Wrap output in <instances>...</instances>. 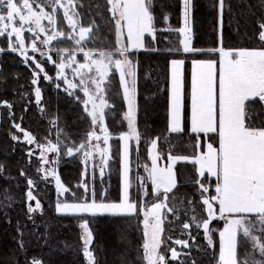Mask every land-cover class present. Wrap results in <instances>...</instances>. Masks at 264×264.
Listing matches in <instances>:
<instances>
[{
  "label": "snow or ice",
  "instance_id": "obj_1",
  "mask_svg": "<svg viewBox=\"0 0 264 264\" xmlns=\"http://www.w3.org/2000/svg\"><path fill=\"white\" fill-rule=\"evenodd\" d=\"M43 2V0H41ZM36 0H0V37H15L14 42L8 44V49L12 53H19L24 62L29 60L35 62L33 70L32 84L38 83L39 75L44 72L45 80H52L44 71L42 63L35 60V56L28 55L25 46L23 33L28 31L34 33L31 43L33 53L41 51L37 45L40 33H46V38L41 41L43 45H50L52 41L59 37H67L74 40L77 46L74 49H57V54L61 59L56 63L58 69L57 77L62 80L67 87L64 89L69 95H75L74 89L79 88L86 99L82 101L84 112L91 118L92 126L99 125L100 132L103 134V144L108 145L111 138L108 127L105 124L106 109H110L107 93L112 89V77L118 73L119 84L122 88L123 99L127 102V111L124 119L128 122V132L121 133L119 139L123 141L122 152V190L118 202H106L102 198L99 202L96 199L94 186L87 182L82 186L85 189V197L81 202L67 203L58 201L56 211L64 214H88L90 216L111 215L130 217L144 211V236L143 259L147 264H168V258L161 253L160 248L164 243L161 239L164 229L166 216L163 209L173 213L177 219L179 216L176 209L169 207V194L173 193L178 187L175 165L180 161L191 162L198 165L199 176L203 177L205 172L217 177L215 195L204 196L208 188L202 183L199 184L202 196V204L206 206L207 217L197 220L192 217V223L197 228H203L207 237L208 245L213 246L212 230L210 223L215 219L225 221L224 228L219 231V253L217 264H264V125L253 126L254 116H259L255 108V103L264 105V22H259L260 29L258 41L261 43L259 48H239L226 49L223 47V37L219 38V46L210 49L195 48L192 46V27L191 19L195 7L194 0H182L183 7V27L177 31L182 34L180 40L182 51L188 53H209L218 54L217 59L193 60L191 76V133L205 135L215 133L218 135V147L213 143H207V151L194 154L189 157L186 155H173L171 151L167 155V165L160 167L158 161L162 159L159 152L153 154V150L158 147L157 139L150 141L151 166L145 165L146 177L136 175L135 179L139 183L136 192V199H133L132 181L130 180V161H129V141L141 140V134L135 124V96H136V72L134 64L129 59L132 50L144 47V37L146 34L155 39L157 29L153 9L156 6L155 0H106L107 11L110 13V20L114 23L115 47L107 50L93 52L91 49L85 51V41H87L98 28V25L85 27L78 17L80 12L77 8L81 5L79 0H50L44 7L34 9ZM219 23L222 32L223 12L225 0H218ZM45 7L50 8L46 11ZM62 10V17L58 23L57 13ZM48 21V26L42 24L43 20ZM168 19L167 16L164 17ZM67 21L70 31L61 30L60 25ZM19 25V26H18ZM25 25H28L25 28ZM49 28L52 29L49 33ZM172 31V29H167ZM126 36V42H125ZM156 50V49H154ZM6 49L0 48V53ZM169 52H179L181 49H168ZM83 52L85 62L79 63L76 53ZM66 54V55H65ZM41 55H45L41 52ZM48 60L52 57L48 56ZM171 108L168 130L171 133L184 132L182 124L183 111V72L182 67L185 63L182 59L171 60ZM73 64L77 66L73 68ZM71 68L72 75L79 77L78 83H73L65 74V69ZM60 87L59 84L56 85ZM36 103L41 100V90L35 88ZM79 100V97H76ZM258 98V99H257ZM90 105V108H89ZM0 106L11 108L8 102H3ZM55 123V121H53ZM21 132L19 124L14 125ZM28 144L35 142V137L30 133H24ZM17 140L18 137L13 136ZM99 142L101 136L96 131L86 133V139L77 147L74 143L66 147L64 155L72 157L82 153L87 164L90 158L96 154L100 156L99 165H93V180L95 179V168L99 167V174L102 178L105 169L111 159L110 146L101 147ZM199 143L197 148L201 147ZM41 149L40 161L48 163L45 153L51 152L60 154L59 143L49 141L46 145H39ZM173 148L175 146H172ZM34 153L29 151L31 157ZM58 163V160L56 161ZM45 171L48 176H54L59 192L66 193L68 188L61 183L56 171L38 168L37 172ZM3 166H0V173ZM87 174V169H86ZM21 175H24L23 171ZM147 181L151 182V189L148 188ZM199 183V181H198ZM27 184L35 186V182L27 178ZM27 192L28 200L35 201V207L29 205L28 211L35 212L41 209V203L33 195L31 190ZM106 196V193H105ZM147 196L155 197L158 202L148 207L143 203V198ZM162 197V199H161ZM174 198V197H173ZM216 205H218V215ZM192 224L183 223L182 229H190ZM81 227L85 230L83 237V255L87 258L88 264H95L92 251L89 245L92 242V233L88 222L84 221ZM191 236V233H188ZM195 240V237H191ZM171 240L172 237H167ZM176 245L188 248L189 240L176 239ZM250 243L251 252L248 258L240 261L238 258V247ZM173 261H178L181 255L187 253L178 252L176 248L170 249ZM259 256V259H257ZM32 264H40L33 260ZM180 264H186L180 261Z\"/></svg>",
  "mask_w": 264,
  "mask_h": 264
},
{
  "label": "trees",
  "instance_id": "obj_2",
  "mask_svg": "<svg viewBox=\"0 0 264 264\" xmlns=\"http://www.w3.org/2000/svg\"><path fill=\"white\" fill-rule=\"evenodd\" d=\"M180 1L175 0V12L178 14L181 10ZM161 2L165 4L172 1L163 2L161 0ZM79 4L81 6L77 8V11L80 12L79 19L83 25L90 26V21L98 25L88 41L90 46L88 49L107 50L115 47L114 23L110 20L106 0H79ZM194 4L191 19L193 47L216 48L219 46L221 35L223 47L226 49L255 48L259 44L256 37L260 30L258 23L264 22V0H225L222 32L219 23L218 0H194ZM153 11L156 12V9ZM1 40L2 37H0ZM177 48L181 49L179 46L175 49ZM4 49L6 51L2 52L0 57V101L9 102L12 107L8 111L0 107V166H3V172L0 173V264H32L33 260L39 261L40 264H85L81 252L77 215L58 213L52 207L53 190L46 189L47 186H43V183L39 181L36 160L28 157L25 151L26 145L13 140L12 135L16 133L14 125L19 124L20 128L35 137L37 143H42L45 138L59 143L57 175L70 192H80L81 186L78 187V185L83 182L88 183L86 171L79 159L75 158L76 156L69 157L64 155V152L65 145L70 147L73 143H80L79 140L82 139L81 136L86 135L89 125H87L79 102L74 101L66 93L55 90L52 81L46 83L47 81L41 80L39 83L43 104L42 113L37 107L22 104L20 99H17V95L21 92V86L25 89L24 85H29L30 76L24 66L19 65L17 58L10 50L6 47ZM180 53L184 54L183 51ZM130 54H135L132 58L139 62L136 67L139 74L143 72L144 75L148 69L153 68V65L165 67L162 89L152 103L161 107L163 105L161 100L164 99L167 106L166 82L170 58L166 55L168 52L156 48L155 52L154 49L138 50ZM194 55H200V53H194ZM142 58L147 61L142 62ZM26 89L29 90L28 87ZM150 90L155 91L153 87ZM255 105L262 106L260 103H255ZM184 110H186L185 102L183 113ZM260 112L264 118V109ZM161 123L160 119H157V112L153 109V115L150 114L149 121L145 123L147 135L154 136L160 134L161 131H166L167 127ZM183 128L184 132L176 133L179 137L186 136L189 132L185 113L183 114ZM108 129L110 133L113 131L111 128ZM58 132L60 135H57ZM110 141L115 144V147L119 142L116 138ZM136 149L138 150L137 147ZM111 157V163L116 169L118 165L117 147L112 150ZM22 171L24 175H21ZM27 178L35 182L33 192L41 203L40 211L29 213L27 210L25 199ZM201 180L208 185L209 189L214 185L213 178L207 177L206 174L201 177ZM110 182V190L105 191L106 194L110 191L113 193L117 179L113 177ZM94 187L98 194L100 191L98 185ZM179 187L174 190L175 193ZM115 192L117 193V190ZM195 205L189 209V214L203 215L199 206ZM87 217L93 235L95 264H144L141 253V227L136 219L120 218L125 219L123 223L126 226L122 228L118 224L122 222L115 221L109 216ZM130 219L132 221H129ZM168 220L173 221V217ZM219 222V219L214 220L217 227ZM172 223L174 225L178 223L176 216L175 222ZM167 226L170 228L171 224L168 223ZM168 231L163 236L164 243L160 251L168 258V264H175V261L170 259V249L174 248V243L167 239ZM215 233L213 227V246H209L206 240L197 234L195 246L200 252L191 248L190 252L195 262L187 260L184 262L186 264H215L218 247V238ZM245 247L248 251V246L245 245ZM238 251L241 252V247H238ZM241 259L239 258L240 261H244Z\"/></svg>",
  "mask_w": 264,
  "mask_h": 264
},
{
  "label": "rangeland",
  "instance_id": "obj_3",
  "mask_svg": "<svg viewBox=\"0 0 264 264\" xmlns=\"http://www.w3.org/2000/svg\"><path fill=\"white\" fill-rule=\"evenodd\" d=\"M163 2H169L172 1L171 3H162L161 0H156V6L154 9H156V12H154V17H155V26L157 29H164V31H157L155 33V39H153L152 36L146 34L144 37V47L140 49H135L132 50L138 51V50H153L156 48H161L163 51L168 52L169 61H168V72H167V82H166V100H167V106L164 102V99L161 100V103L163 104L161 107L158 106V104L153 105V100H156V98L159 96L158 92L161 91L162 87V81L163 79V70L166 72L165 67L163 66H154L153 68L148 69L143 75V72L139 74L137 73L136 67L139 65V62H137L136 59H133L132 57L135 54H130L129 59L133 62L134 64V71L136 72V96H135V107H136V112H135V124L137 127V130L141 134V140L139 141V147L138 143L135 140H130L129 141V161H130V180L132 181V188L130 191L132 192L133 199H136V192L139 188V183L136 181L135 177L136 175H140L142 177L147 176V172L145 170V165H148L149 167L151 166V156L149 155V152L151 150L150 146V141L152 139H157L158 142V147L156 150H153V154L155 152H159L162 155V159L158 161V165L160 167H165L168 163L167 161V155L171 151V154L173 155H186V156H193L194 154H199L200 152H206L207 151V143H213L215 147H218V135L215 133H209L207 135L200 133V134H195L191 133L190 127H191V122H190V127H189V114H190V104H191V76H192V61L193 60H209V59H217L218 60V54H206L204 55L203 53H200V55H194V53H188V54H182L179 52H169L168 49H175L177 46H179L182 49V45L180 44V40L183 39L182 34H180L177 30L183 27V7H182V0L181 2V10L180 13L175 12V0H162ZM31 2V0H30ZM66 3V0H64ZM50 0H36V3L33 5L34 9L37 7H44L45 5L49 4ZM46 11H50V8L45 7ZM237 12V10H235ZM167 16L168 19L165 20L164 17ZM58 17V23L60 18L62 17V10H59L57 13ZM79 19V17H78ZM42 24L45 25L46 27L48 26V21L45 19L42 21ZM92 25V22L90 21L89 23ZM19 26V25H18ZM28 25H25V28H27ZM61 30H64L65 32L70 31L67 27V21L64 20L63 23L60 25ZM88 27V26H85ZM191 27H192V21H191ZM167 29H172V31H168ZM52 31L51 28H49V33L50 34ZM260 31V30H259ZM254 33V30H253ZM259 33V32H258ZM23 37L25 39V46L28 49V55L29 56H35L36 61H40L42 63V66L44 68V71L47 73L48 76L52 77V84L55 86V90L62 91L66 93L68 96H70L74 101L79 102V105L83 111V114L85 116L87 125H89V131L95 130L97 135L101 136V140L99 142L93 140L92 143H100L101 147H106L110 146L111 152L110 156L112 153V150L116 149L117 147V161L118 165L115 168V166L111 163L112 157L109 161L108 167L105 169V174L101 178L99 174V167L95 168V179L93 180L92 172H93V165H99L100 163V156L98 154L95 155L94 158H90L87 164L84 161V157L82 153L76 154L75 158L79 159L81 164L83 165L85 171L87 169V177H88V184L90 186L98 185L100 191L97 194L96 193V199L99 202L102 198L106 200V202H118L121 196V190H122V152H123V141L119 139V136L121 133L128 132V122L126 119H124V114L127 111V102L123 99L122 95V88L120 87L119 84V76L118 73H116L112 77V89L107 93L106 98L108 99L110 105L112 107L110 109H106V118H105V124L108 128L113 129V131L110 133L111 138H116L119 140L117 146L115 147V144H113L110 140L108 141V145L103 144V134L100 132V126H92L90 123L91 118L87 116V114L84 112V105L82 104V101L86 99L84 96L83 92L77 88L72 91L75 92V95H69L67 92L64 91V89L67 87V85L60 80L57 77V72L58 69L56 67V63L59 62L61 59V56L57 54V49H74L77 46L75 45L74 40H71L67 37H59L57 40L52 41L50 45H43L41 41L46 38V33H40V39L37 40V45L41 49V51H38L36 53H33L31 50V43L32 39L34 37V33H30L28 31H25L23 34ZM252 35V34H251ZM91 38V37H90ZM90 38L85 41V51L89 50V40ZM253 38V36L251 37ZM257 40H258V34H257ZM116 39V38H115ZM15 37L8 38L7 36L2 37V40L0 41V48H8V44L10 42H14ZM4 42V43H3ZM125 42H126V36H125ZM259 42V41H258ZM261 47V43L257 44V47ZM240 48H245V47H240ZM239 49V48H235ZM252 49V48H249ZM93 52L99 51V49H91ZM11 52V51H10ZM41 52H44L45 55H41ZM155 52V50H154ZM12 53V52H11ZM0 53V57H1ZM15 58H17L19 65L24 66L25 70L27 73H29V82L24 85L25 89L21 86V92L18 93V98L20 99L22 104H25V106H33L37 107V109L40 110L42 113L43 110V104L42 100H40V103H36V98H35V88L39 87L40 88V81L45 80L44 79V72H41L39 75V80L38 83L33 85L32 84V79L34 78L33 76V70L35 69V62L33 60H29L27 63L24 62L23 57L19 55V53H12ZM66 55V54H65ZM183 55V56H182ZM51 56L52 59L48 60L47 57ZM76 59L79 63L85 62L84 60V55L83 52H77L76 53ZM172 59H182L185 60L187 63H184L182 67V72H183V107H184V102H185V108L184 113L187 115V120H188V135L186 136H178L176 133H171L168 130V125H169V119H170V108H171V73H172V66H171V60ZM142 62H146L147 60L141 59ZM77 65L73 64V68H75ZM139 70V69H138ZM52 74V75H51ZM65 74L68 77L69 80H72L73 83H78L79 82V77H74L72 75V69L71 68H66L65 69ZM146 77V78H144ZM153 77V79L151 78ZM46 83L50 82L49 80ZM59 84L60 87L57 88L56 85ZM28 87L29 90L26 89ZM151 87L155 90L152 92ZM185 88V90H184ZM76 97H79L80 99L77 100ZM258 99V98H257ZM5 101H0V104H2ZM9 103V102H8ZM256 112L259 113L260 110L264 109V105L259 107L258 105L253 104L252 105ZM6 108V110H10L11 108H8L6 106H0ZM90 108V105H89ZM153 109L157 112V119H160L163 124V126L167 127L166 131H161L160 134L158 135H147V131L145 130V125L146 122L149 121L150 114L153 115ZM258 109V111H257ZM183 111H182V124H183ZM186 119V118H185ZM264 125V118L262 113L260 112L259 116H254V121H253V126L259 127ZM15 134L12 135L18 137L17 140L18 142H21L26 145L25 151L28 155L29 151H32L34 154L31 156L33 157L36 162H37V168H43L47 170H55L57 174V166H56V161L59 159L57 154L55 153H45V157L48 160L47 164H44L43 162L40 161V156H41V149L39 145L43 144L46 145L49 141L52 143H55L53 140L49 138L43 139L42 143H37L36 141L32 144H28L27 141L25 140L24 133L27 131L21 132L20 129H17L15 127ZM87 132V133H88ZM110 132V131H109ZM57 135H60L58 132ZM175 135V137H174ZM82 139L79 140L80 143L84 142L86 139V135L81 136ZM14 140V139H13ZM75 144L77 147L80 145ZM202 145L201 147L197 148V144ZM172 146H175L174 148ZM135 147V148H134ZM138 148V150L136 149ZM66 151V150H65ZM137 154V155H136ZM138 156V157H136ZM28 157H30L28 155ZM137 158V159H136ZM175 173H176V179H177V184L180 186L176 193L175 191L171 194H169V200H168V205L169 207H173L176 209V213L179 216L178 223L174 225L172 222H175V216L173 213L167 212V209H163V213L166 216V219L164 221V229L165 231L161 235V239H163V236H165V233L167 230L169 236L172 237L170 241L174 243L176 239H187L189 240V247L188 248H183L182 246L176 245L175 243L174 248L177 249L178 252L182 253H187V255H181L178 261H175V264H180V261H190V262H195V259L192 258V252H190L191 248H194V250L198 251L199 249L195 246V240H193L191 237H196L197 234L203 237L204 240L207 241V237L204 234L203 228H197L195 223H192V217L195 215L189 214V209L193 205H198L200 208V211L203 212V215H197L195 216L197 220H202L207 217V212H206V206L202 204V196H201V189L199 187V184H203L205 187L208 188V192L204 193V196H212L215 195V186L217 183V177L211 176L207 172L205 174L207 177L213 178L214 185L212 186L211 189H209L207 184H204L203 181L201 180V176H199L198 173V165H193L191 162H185V161H180L175 165ZM115 172V173H114ZM39 176V181L43 183V186H47L46 189L48 190H53L52 191V199H51V205L56 209V204L58 201L60 202H67V203H74V202H81V200L85 197V189L81 186L80 187V192H66V193H61L58 191L57 186H56V179L54 176H48L47 179H43L44 176L47 175V172L41 171L37 172ZM116 178L117 179V184L114 185L115 188L113 190V193H108L105 194V191L110 190L111 186V178ZM199 181V183H198ZM84 182L81 184L83 185ZM148 188L151 189V182L147 181ZM31 186H27V189L25 191V199H26V207L28 210L29 205L32 207H35V201L34 200H28L27 198V192L30 190ZM35 187V186H34ZM34 187H31L32 192L34 191ZM117 190V193L115 192ZM33 195L35 196L34 192ZM116 196V197H113ZM36 197V196H35ZM174 197V198H173ZM36 199H38L36 197ZM117 199V200H116ZM162 199V197H161ZM158 202V200L153 197V196H147L143 198V203H145L148 207L151 206V204ZM195 205V206H196ZM217 209V215H218V205L215 206ZM37 211H40L37 210ZM29 212V211H28ZM31 213V212H29ZM77 215L78 221H77V226L79 228V235H80V241H81V252L83 256V260L85 264H88L87 258L83 255V249H84V241L83 237L85 235V230L81 227V224L84 223V221L88 222V217L90 216L88 214H74ZM101 216H109L110 218L115 219V221L122 222L118 223L120 224L122 228H125L126 225H124L125 219H120L124 218L121 216H111V215H101ZM170 217H173V221L168 220ZM129 218L136 219V221L139 223L141 227V234H142V246L145 242V236H144V224H143V218H144V211L139 210L137 214L130 216ZM131 219L129 221H132ZM220 222L217 224L218 227L215 225L214 220L211 221L210 224H213L212 226L214 227L215 234L217 235L218 238V247H217V252L215 255V264H217L218 261V253H219V231L224 228L225 221L222 219H219ZM192 223L193 226H191L190 229L188 230H183L182 225L183 223ZM170 223L171 226L170 228L167 226V224ZM89 226V223H88ZM210 225V229L213 230V227ZM198 230H197V229ZM90 229V226H89ZM91 231V229H90ZM191 233V236H189L188 233ZM92 233V232H91ZM93 237V235H92ZM248 246V251L246 250L245 245L241 246V252L239 253L238 251V257L242 258L241 260H246L248 258V253L251 252V246L250 243L247 244ZM89 250L92 251L93 256V239L91 244L89 245ZM200 252V250H199ZM142 257L144 254L143 247L141 250ZM244 254V255H243ZM171 256V255H170ZM257 259H259V256H257ZM143 263L147 264L146 260L143 259Z\"/></svg>",
  "mask_w": 264,
  "mask_h": 264
},
{
  "label": "crops",
  "instance_id": "obj_4",
  "mask_svg": "<svg viewBox=\"0 0 264 264\" xmlns=\"http://www.w3.org/2000/svg\"><path fill=\"white\" fill-rule=\"evenodd\" d=\"M190 106V114H189V127H190V122H191V104L189 105ZM191 128V127H190Z\"/></svg>",
  "mask_w": 264,
  "mask_h": 264
}]
</instances>
